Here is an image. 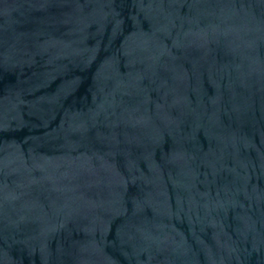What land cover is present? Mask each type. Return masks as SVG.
<instances>
[{
  "label": "water",
  "instance_id": "obj_1",
  "mask_svg": "<svg viewBox=\"0 0 264 264\" xmlns=\"http://www.w3.org/2000/svg\"><path fill=\"white\" fill-rule=\"evenodd\" d=\"M0 264H264V0H0Z\"/></svg>",
  "mask_w": 264,
  "mask_h": 264
}]
</instances>
